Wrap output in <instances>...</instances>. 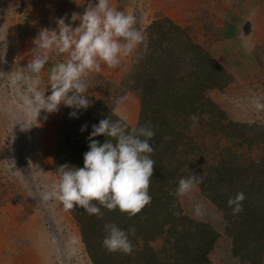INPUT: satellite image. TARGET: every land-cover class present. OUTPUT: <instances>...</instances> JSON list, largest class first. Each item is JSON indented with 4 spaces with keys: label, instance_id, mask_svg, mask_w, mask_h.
<instances>
[{
    "label": "trees",
    "instance_id": "16d2710c",
    "mask_svg": "<svg viewBox=\"0 0 264 264\" xmlns=\"http://www.w3.org/2000/svg\"><path fill=\"white\" fill-rule=\"evenodd\" d=\"M66 7L71 9L70 1ZM192 28L166 15L153 19L121 81L87 109L64 108L52 160L57 175L60 165L83 167L92 125L102 119L121 120L129 128L150 125L156 133L150 141L156 162L149 187L152 200L140 213L129 217L99 205V218L80 207L68 211L90 264H216L211 256L222 239L239 263L264 264V124L233 118L212 98L234 77L209 50L220 37L219 29L218 36L208 38L202 32V40L196 41ZM252 54L262 68L264 44L254 45ZM127 91L139 100L134 127L114 112ZM73 111L76 116H70ZM93 139L103 143L106 137ZM191 175L203 178L196 187L215 209L217 221L182 211L173 193L179 180ZM238 192L246 199L234 215L227 201ZM108 223L125 231L135 228L129 235L131 255L103 247Z\"/></svg>",
    "mask_w": 264,
    "mask_h": 264
},
{
    "label": "rangeland",
    "instance_id": "374dc122",
    "mask_svg": "<svg viewBox=\"0 0 264 264\" xmlns=\"http://www.w3.org/2000/svg\"><path fill=\"white\" fill-rule=\"evenodd\" d=\"M69 1L71 9L68 10L66 3ZM91 2L95 3L96 0ZM88 3L89 0H0V207H3L11 196L10 199L18 210L14 213V209L10 214L4 209L5 214L0 213V237L7 239L8 235L16 234L18 246L28 240L32 253L30 259H34V255L37 256V264L90 262L79 241L75 221L68 211L56 199H43V194L58 183L59 177L52 169L53 157L49 153L42 154L40 133L44 134L42 136L45 138L47 130L39 128V123L44 120V123H49L47 126L50 131L59 132L65 105L61 103L58 111L51 113L41 110L37 117L39 126L34 124L28 127L31 117L25 113L19 95L10 86L9 77L12 72L26 71V66L34 55L33 41L42 29H56L59 16L75 28L80 21H71L72 13L82 15ZM110 4L125 14L134 15L136 27L143 34L147 24L164 16L155 0H110ZM211 5V0L193 2L190 3L188 14H174L170 18L181 26H192L190 31L196 41L202 40V32L206 37L214 38L218 36V25L213 22ZM182 17L184 19H181ZM130 57L131 55L121 57L120 64L114 68L101 64L102 70L99 73L89 74L86 78L89 86L86 95L91 102L100 99L107 90L113 89L112 84L121 81L131 67ZM68 58L67 53L58 54L55 49L48 53V61L39 74L41 87L46 90V95L50 94L48 85L51 69L58 63L66 62ZM126 94L135 97L131 91ZM255 97H264V65L254 80H234L224 92L212 94V98L218 101L231 117L264 124V110H257L253 106ZM136 98L134 107L128 104L134 114L137 110L135 122L139 110V100ZM261 102L264 103V100ZM118 103L114 112L119 116L124 106ZM135 125L136 123L132 127ZM43 140L48 142L49 139ZM179 204L182 211L190 217L218 220L215 209L207 204L196 186L187 195L179 196ZM197 204L201 205L203 210V215L199 217L194 216ZM20 210L24 213H20ZM34 237L35 242L32 241ZM229 247L228 240L222 239L212 253V261L216 264H241L231 257ZM31 261L17 260L15 264H30ZM0 264L9 263L0 258Z\"/></svg>",
    "mask_w": 264,
    "mask_h": 264
},
{
    "label": "clouds",
    "instance_id": "9594fccd",
    "mask_svg": "<svg viewBox=\"0 0 264 264\" xmlns=\"http://www.w3.org/2000/svg\"><path fill=\"white\" fill-rule=\"evenodd\" d=\"M71 21L80 23L73 28L71 23L60 18L56 29H42L33 41L34 55L26 71L10 74L9 84L19 95L25 113L31 117L28 127L39 126L37 117L41 110L58 111L61 103L70 108L87 109L91 104L86 95L89 74L99 73L101 64L117 67L121 57L131 55L146 40L136 27L135 16L117 10L110 0H96L95 3L89 0L83 14L72 13ZM53 49L58 54L67 53L69 58L51 69L50 94L46 95L39 74ZM262 100L264 97L253 98L257 110H264ZM76 115L75 111L70 113V116ZM85 127L80 130L84 131ZM100 135L106 137L103 143L93 139ZM155 136L150 125L129 128L121 120H100L92 125L89 150L83 154V167L60 165L58 183L43 194V199H56L67 211L80 207L98 218L103 213L97 205L109 211L118 209L129 217L137 215L152 200L149 187L156 162L151 158L154 149L150 141ZM202 179L198 175L181 178L173 194L187 195ZM245 199L243 192L228 199L227 204L234 215L243 210ZM202 215V206L197 204L194 216ZM104 231L102 245L109 253L132 254L129 235L135 234L134 227L125 231L108 223L104 225Z\"/></svg>",
    "mask_w": 264,
    "mask_h": 264
},
{
    "label": "crops",
    "instance_id": "0c3cea01",
    "mask_svg": "<svg viewBox=\"0 0 264 264\" xmlns=\"http://www.w3.org/2000/svg\"><path fill=\"white\" fill-rule=\"evenodd\" d=\"M155 2L161 7V13L171 17L174 14L185 16L186 13L188 14L190 3L200 2V0H155ZM211 2L212 19L218 25L220 32L219 39L209 46L212 56L223 64L232 74L234 80L246 82L253 79L260 67L252 54V47L264 43V3H262L264 0H211ZM215 49L217 50L215 51ZM136 100V96L131 97L130 94H126L118 103L124 106L119 117L131 126L136 123L134 116L137 110L134 114L128 104H132L131 106L134 107ZM39 125V128L47 130L45 138L42 136L44 134L40 133L39 141L42 154L49 153L53 157L58 131H50L49 126H47L49 123H44V120ZM43 139L49 140L44 142ZM10 198L11 196L4 204L7 206L0 207L1 215L5 214L4 209H7L10 214L13 213L14 209H16L14 213L18 212L15 203ZM20 213L24 212L20 210ZM35 239V237L32 238V241L35 242ZM0 243V258L7 263L14 262L12 264H15L17 260L19 262L32 260L30 264H37V256L34 255V259H30L32 253L28 247V240L18 246L17 236L13 234V236L8 235L7 239L0 237Z\"/></svg>",
    "mask_w": 264,
    "mask_h": 264
}]
</instances>
